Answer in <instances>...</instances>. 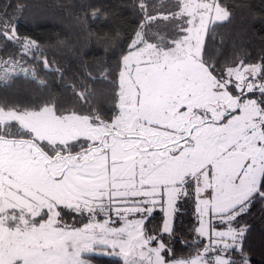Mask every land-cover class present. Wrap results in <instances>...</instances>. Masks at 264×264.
Returning <instances> with one entry per match:
<instances>
[{
  "label": "snow or ice",
  "instance_id": "1",
  "mask_svg": "<svg viewBox=\"0 0 264 264\" xmlns=\"http://www.w3.org/2000/svg\"><path fill=\"white\" fill-rule=\"evenodd\" d=\"M88 7L82 27L107 19ZM10 8L0 0V85L23 77L40 95L0 102V264H252L241 220L264 205V55L210 50L232 18L224 0H133L116 71L71 79L19 30L24 5Z\"/></svg>",
  "mask_w": 264,
  "mask_h": 264
},
{
  "label": "trees",
  "instance_id": "2",
  "mask_svg": "<svg viewBox=\"0 0 264 264\" xmlns=\"http://www.w3.org/2000/svg\"><path fill=\"white\" fill-rule=\"evenodd\" d=\"M133 0H10L12 12L17 4L24 5L20 18L19 30L37 39L45 48L48 58L66 69V78L71 79L86 64L99 73L107 68L115 72L120 59V43L126 32L134 27L135 16L131 4ZM232 10L230 22H224L217 28V45L212 38L208 44L210 50L223 51L224 55L247 54L255 62L264 55V0H224ZM98 8L107 13V19L101 17L81 26L79 19L84 18L86 11ZM79 18V19H78ZM89 27L91 32H89ZM119 33L120 40H108L105 43L97 36H111ZM11 53L0 51V57ZM50 89L60 95L61 100L70 103L67 96L57 87L56 78L48 77ZM40 95L34 83L23 77L0 85V102L27 104ZM93 103L100 108L108 109L111 94L106 86L97 83ZM183 214L178 215L175 223L177 237L191 238V225L195 222L192 205L186 204ZM159 222V219L156 221ZM249 227L245 248L251 256L252 264H264V205L256 204L250 213L241 220ZM178 254L185 250L179 241L175 245ZM92 264H115L113 257L95 254Z\"/></svg>",
  "mask_w": 264,
  "mask_h": 264
},
{
  "label": "rangeland",
  "instance_id": "3",
  "mask_svg": "<svg viewBox=\"0 0 264 264\" xmlns=\"http://www.w3.org/2000/svg\"><path fill=\"white\" fill-rule=\"evenodd\" d=\"M96 254H101V255H102L103 253H101V252H97ZM103 255H106V254H103ZM107 256H108V255H107Z\"/></svg>",
  "mask_w": 264,
  "mask_h": 264
}]
</instances>
